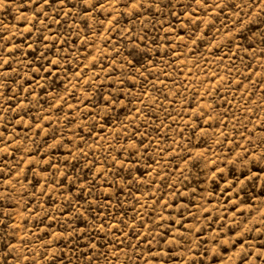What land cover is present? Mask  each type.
I'll list each match as a JSON object with an SVG mask.
<instances>
[{
  "label": "rangeland",
  "instance_id": "1",
  "mask_svg": "<svg viewBox=\"0 0 264 264\" xmlns=\"http://www.w3.org/2000/svg\"><path fill=\"white\" fill-rule=\"evenodd\" d=\"M0 264H264V0H0Z\"/></svg>",
  "mask_w": 264,
  "mask_h": 264
}]
</instances>
